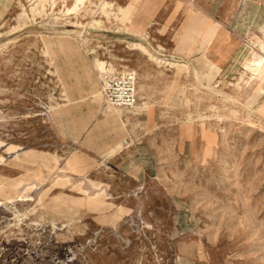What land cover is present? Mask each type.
Instances as JSON below:
<instances>
[{
	"label": "rangeland",
	"instance_id": "374dc122",
	"mask_svg": "<svg viewBox=\"0 0 264 264\" xmlns=\"http://www.w3.org/2000/svg\"><path fill=\"white\" fill-rule=\"evenodd\" d=\"M73 4L0 0V264H264V68L234 59L264 0ZM212 41L227 63L188 66Z\"/></svg>",
	"mask_w": 264,
	"mask_h": 264
},
{
	"label": "bare ground",
	"instance_id": "6f19581e",
	"mask_svg": "<svg viewBox=\"0 0 264 264\" xmlns=\"http://www.w3.org/2000/svg\"><path fill=\"white\" fill-rule=\"evenodd\" d=\"M85 1H87V0H74L73 6L70 9H68L67 12L76 11L81 5H83L85 3ZM109 6H111V5L109 3H107V2H104L103 6H102V11L106 15H107L106 7H109ZM133 45L136 48H138L141 52L147 54L152 60H156V61L159 62V60L157 58L155 59V57H153L145 49V47L143 45H141V44H133ZM234 59H235V62H241V64H242L243 71H242L241 77L239 79L240 82L242 81L245 86L250 85L251 83H253V81H255V80H257L259 78V76H260V74L262 72V69L264 68V45H262L259 48V50H255V49H252L251 47H249L248 44H244V46L241 49V52L239 54H237ZM98 67L101 70L105 69V71H106L105 73H115V69L113 67H111V66L108 67V68H104V67H102V64H98ZM179 67L183 68V70L187 69L186 65L179 66ZM244 76H246V77L244 78ZM240 82L238 81L236 83L237 87H240ZM96 95H95V97H96ZM100 95H99V97H100ZM99 97H97V98H99Z\"/></svg>",
	"mask_w": 264,
	"mask_h": 264
},
{
	"label": "built area",
	"instance_id": "2783aa9c",
	"mask_svg": "<svg viewBox=\"0 0 264 264\" xmlns=\"http://www.w3.org/2000/svg\"><path fill=\"white\" fill-rule=\"evenodd\" d=\"M99 83L103 97L112 106L122 109H131L135 106L137 99L135 74L124 71L104 73Z\"/></svg>",
	"mask_w": 264,
	"mask_h": 264
},
{
	"label": "crops",
	"instance_id": "0c3cea01",
	"mask_svg": "<svg viewBox=\"0 0 264 264\" xmlns=\"http://www.w3.org/2000/svg\"><path fill=\"white\" fill-rule=\"evenodd\" d=\"M213 42L212 41L211 43H206L203 51H198V50H195L194 54L192 55V59L190 61V64H188V66H195V65H198L200 62L206 64L205 62H207L206 58L210 60L211 64H209L208 66L212 67L215 69V66L217 67V65L221 66L222 64H226L227 63V59H228V56L227 54H222V53H219L217 51V47L214 45L213 46ZM197 48V46L195 47V49ZM178 49V48H177ZM198 49V48H197ZM177 53H180L179 52V49L177 50ZM185 64H180L179 66H184ZM207 65V64H206ZM188 69V67H187ZM32 156V154H31ZM26 157H30V156H26ZM34 157V156H32ZM35 158V157H34ZM36 159H34L35 161ZM30 168V163L29 162H25V164L23 165L22 167V170L25 171V170H29ZM37 175H41V174H37ZM189 264H200V262H198L197 260H192Z\"/></svg>",
	"mask_w": 264,
	"mask_h": 264
}]
</instances>
